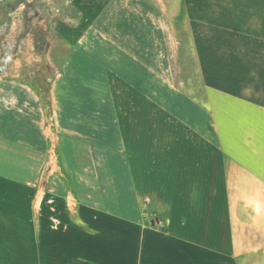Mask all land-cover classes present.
Returning <instances> with one entry per match:
<instances>
[{"label": "rangeland", "instance_id": "1", "mask_svg": "<svg viewBox=\"0 0 264 264\" xmlns=\"http://www.w3.org/2000/svg\"><path fill=\"white\" fill-rule=\"evenodd\" d=\"M118 74L159 99L163 82L200 98L203 81H264V0H0V264H111L67 195L121 210L95 120Z\"/></svg>", "mask_w": 264, "mask_h": 264}, {"label": "crops", "instance_id": "2", "mask_svg": "<svg viewBox=\"0 0 264 264\" xmlns=\"http://www.w3.org/2000/svg\"><path fill=\"white\" fill-rule=\"evenodd\" d=\"M201 85L198 98L163 82L159 99L111 79L95 120L112 133L102 199L121 210L67 195L70 227L111 264H264V81Z\"/></svg>", "mask_w": 264, "mask_h": 264}, {"label": "trees", "instance_id": "3", "mask_svg": "<svg viewBox=\"0 0 264 264\" xmlns=\"http://www.w3.org/2000/svg\"><path fill=\"white\" fill-rule=\"evenodd\" d=\"M157 220H158V219H154V220H153V223H156V222H157Z\"/></svg>", "mask_w": 264, "mask_h": 264}]
</instances>
